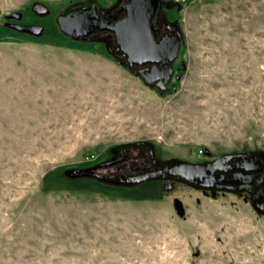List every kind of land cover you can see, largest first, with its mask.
Wrapping results in <instances>:
<instances>
[{"label": "rangeland", "instance_id": "1", "mask_svg": "<svg viewBox=\"0 0 264 264\" xmlns=\"http://www.w3.org/2000/svg\"><path fill=\"white\" fill-rule=\"evenodd\" d=\"M77 1L0 0V264H264V214L243 195L57 179L137 141L189 162L264 154V0H167L182 46L164 93L61 34Z\"/></svg>", "mask_w": 264, "mask_h": 264}, {"label": "flooded vegetation", "instance_id": "2", "mask_svg": "<svg viewBox=\"0 0 264 264\" xmlns=\"http://www.w3.org/2000/svg\"><path fill=\"white\" fill-rule=\"evenodd\" d=\"M147 3L148 7L155 13L158 11L153 26V34L156 45L165 48L174 43L176 39L182 46V37L180 26L176 19L173 18V4L167 0H142ZM135 0H115L112 4H102L98 0H81L70 4L67 8L70 19L87 17L90 22L86 24L85 41H94L103 46V48L112 56L118 66L125 67L133 75L135 74L142 81L138 74L142 71L147 76L150 70L155 67L157 72L163 74L171 70L167 80L165 75H160L159 79L153 80L149 85L164 93L173 81L174 74L179 69L175 65L180 54L175 61L167 63V59L156 63H144L142 65H130L128 56L122 52L121 44H118L117 37L113 28H118L127 18L128 11L132 8ZM148 86V87H149ZM110 155L107 159L94 163L92 169L88 172L90 176L102 183L118 184L121 186H137L138 184L151 182L152 180L171 184H187L182 179H177L174 175V169L178 164L188 163L176 158L159 156L152 143L137 141L136 143H124L116 145L109 149ZM202 159L189 162L190 164L208 165L222 157H212L210 153H204ZM243 157L230 161L228 164L217 165V170L211 176L212 181L208 184L205 179L196 180L199 185H208V188H198L191 186L193 189H199L204 193L216 194H234L243 195L241 199L254 206L260 213L264 214V154L259 152L238 153ZM224 156V155H223ZM218 167H221L218 168ZM138 180L142 182L134 183ZM188 185V184H187Z\"/></svg>", "mask_w": 264, "mask_h": 264}, {"label": "water", "instance_id": "3", "mask_svg": "<svg viewBox=\"0 0 264 264\" xmlns=\"http://www.w3.org/2000/svg\"><path fill=\"white\" fill-rule=\"evenodd\" d=\"M142 0H135L132 4V8L128 11L127 18L123 20L118 28H113L115 35L117 37L118 44H121V50L128 56V63L130 65H142L144 63H156L163 61V59H167V63H172L176 60L180 43L176 39L174 43H170V45L165 48H160L156 45L154 34H153V26L154 20L158 13L153 11L148 7L147 3H143ZM69 8V7H68ZM68 8L64 9L61 14L55 19L56 26L58 27L61 34L67 37L72 41H85V36H87L88 32L86 31V24L90 22L89 18L80 17L75 19H70L68 16ZM34 13L40 16H44L47 14V8H45L42 4L37 3L32 7ZM18 20L20 14H16L13 16ZM21 30L28 32L30 34H39L42 31V28L39 26L33 27H20ZM171 73V70H167L163 72L166 77V80ZM142 79V81L147 85H151L153 80L159 79L160 75L163 74L157 72L156 68L153 67L147 76L143 75L142 71L138 73ZM243 157L242 154H230L224 155L222 158L218 160L208 163V165L202 164H190V163H182L178 164V166L174 169V175L177 179H182L185 183L191 186H197L198 188H208L209 181H212L213 178L211 176L207 177V174L214 172L217 170V165L223 166L228 164L230 161L235 160L237 158ZM221 169V167H218ZM89 175V173H87ZM205 179L204 185H199L196 180ZM143 180H138L134 183L142 182ZM176 208H178V204H175Z\"/></svg>", "mask_w": 264, "mask_h": 264}, {"label": "trees", "instance_id": "4", "mask_svg": "<svg viewBox=\"0 0 264 264\" xmlns=\"http://www.w3.org/2000/svg\"><path fill=\"white\" fill-rule=\"evenodd\" d=\"M47 17L51 18V20H52V16H47ZM46 18H44V19H46ZM92 167H93V165L87 166L86 168L80 169V170L79 169L66 170L65 172H67V173L65 175H63V179L61 177H57L58 182L62 183V184H66V183L74 184L78 188H81V187L82 188H90L95 183L99 184V186L103 185V186L108 187V188L109 187H115L114 185H110V184L107 185V184H104L102 182H99L97 179H94L93 176L87 175V173L92 169ZM68 172H71L72 175H69ZM53 174L57 175L56 173H53ZM50 183H52V182H50ZM116 188H118L117 191H119L120 193H123V194L124 193H138V192H140V193H143L144 195H149V193L158 191V189L160 187L154 188L153 184H151L150 182H146V183L138 184L136 187H133V188L132 187H124L123 188V187H118V186H116ZM142 198H147V197L145 196ZM138 199H141V198H138Z\"/></svg>", "mask_w": 264, "mask_h": 264}]
</instances>
